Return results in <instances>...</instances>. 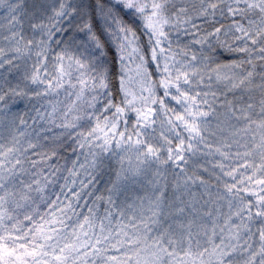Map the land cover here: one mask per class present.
Returning a JSON list of instances; mask_svg holds the SVG:
<instances>
[{"label":"snow or ice","instance_id":"snow-or-ice-1","mask_svg":"<svg viewBox=\"0 0 264 264\" xmlns=\"http://www.w3.org/2000/svg\"><path fill=\"white\" fill-rule=\"evenodd\" d=\"M0 264H264V0H0Z\"/></svg>","mask_w":264,"mask_h":264}]
</instances>
